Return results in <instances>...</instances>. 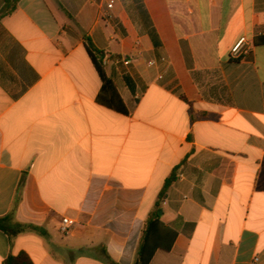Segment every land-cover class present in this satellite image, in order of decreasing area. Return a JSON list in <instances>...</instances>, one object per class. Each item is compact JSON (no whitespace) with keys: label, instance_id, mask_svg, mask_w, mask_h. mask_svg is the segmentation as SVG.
Instances as JSON below:
<instances>
[{"label":"crops","instance_id":"obj_1","mask_svg":"<svg viewBox=\"0 0 264 264\" xmlns=\"http://www.w3.org/2000/svg\"><path fill=\"white\" fill-rule=\"evenodd\" d=\"M84 37L127 115L97 104ZM259 38L264 0H20L0 20V218L24 230L0 231V264H135L173 171L177 237L150 264H264Z\"/></svg>","mask_w":264,"mask_h":264},{"label":"trees","instance_id":"obj_2","mask_svg":"<svg viewBox=\"0 0 264 264\" xmlns=\"http://www.w3.org/2000/svg\"><path fill=\"white\" fill-rule=\"evenodd\" d=\"M19 1L20 0H3L0 20L10 15L15 10ZM254 44H264V38L254 40ZM83 46L101 82V88L96 98L97 104L116 113L127 115L128 110L117 91L115 83L106 75L103 66L105 54L96 49L89 37H84ZM176 179V172L173 171L163 183L156 199L154 210L150 213L148 221L143 229L142 240L137 251L135 264H150L154 254L158 250L169 252L176 240L177 232L164 225L161 221V215H159L161 204L165 199L166 193L172 184L176 182ZM7 219V217L0 218V231L4 232L9 237H15L24 230V227L21 225H9ZM2 264L33 263L25 253H19L16 256H7Z\"/></svg>","mask_w":264,"mask_h":264},{"label":"built area","instance_id":"obj_3","mask_svg":"<svg viewBox=\"0 0 264 264\" xmlns=\"http://www.w3.org/2000/svg\"><path fill=\"white\" fill-rule=\"evenodd\" d=\"M114 1H110L107 4V9H111ZM251 47L250 41L246 37H240L231 47L230 58L233 60L239 59L242 55L246 54ZM122 63L124 65H129L131 63V58H122ZM152 65V63H150ZM74 221L69 218H62L60 221L59 231L62 234H66L70 231ZM256 260V259H255Z\"/></svg>","mask_w":264,"mask_h":264},{"label":"water","instance_id":"obj_4","mask_svg":"<svg viewBox=\"0 0 264 264\" xmlns=\"http://www.w3.org/2000/svg\"><path fill=\"white\" fill-rule=\"evenodd\" d=\"M162 214V211H159V215H161Z\"/></svg>","mask_w":264,"mask_h":264}]
</instances>
